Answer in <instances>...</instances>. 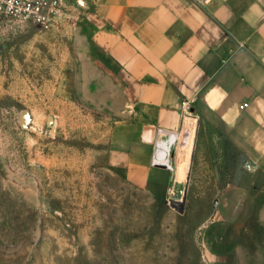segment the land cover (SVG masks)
I'll use <instances>...</instances> for the list:
<instances>
[{"label": "rangeland", "instance_id": "obj_1", "mask_svg": "<svg viewBox=\"0 0 264 264\" xmlns=\"http://www.w3.org/2000/svg\"><path fill=\"white\" fill-rule=\"evenodd\" d=\"M64 1L48 29L0 10V264H264V179L222 133L148 183L119 166L143 115Z\"/></svg>", "mask_w": 264, "mask_h": 264}, {"label": "crops", "instance_id": "obj_2", "mask_svg": "<svg viewBox=\"0 0 264 264\" xmlns=\"http://www.w3.org/2000/svg\"><path fill=\"white\" fill-rule=\"evenodd\" d=\"M68 1L85 9L81 28L143 115L113 131L130 178L168 173L173 147L179 162L208 124L264 179V0Z\"/></svg>", "mask_w": 264, "mask_h": 264}, {"label": "built area", "instance_id": "obj_3", "mask_svg": "<svg viewBox=\"0 0 264 264\" xmlns=\"http://www.w3.org/2000/svg\"><path fill=\"white\" fill-rule=\"evenodd\" d=\"M208 2L209 0H199ZM64 0H0V10L28 25L48 29L61 14ZM242 109L245 106H241Z\"/></svg>", "mask_w": 264, "mask_h": 264}, {"label": "water", "instance_id": "obj_4", "mask_svg": "<svg viewBox=\"0 0 264 264\" xmlns=\"http://www.w3.org/2000/svg\"><path fill=\"white\" fill-rule=\"evenodd\" d=\"M181 204H180V210L183 212L184 211V209H185V204H184V202H180ZM177 207V206H176Z\"/></svg>", "mask_w": 264, "mask_h": 264}]
</instances>
